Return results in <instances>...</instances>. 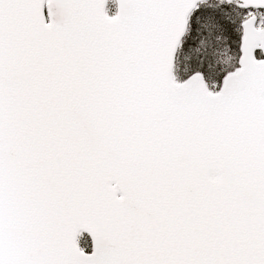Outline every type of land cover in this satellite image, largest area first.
Segmentation results:
<instances>
[{
  "label": "snow or ice",
  "instance_id": "6c2138e0",
  "mask_svg": "<svg viewBox=\"0 0 264 264\" xmlns=\"http://www.w3.org/2000/svg\"><path fill=\"white\" fill-rule=\"evenodd\" d=\"M0 264H264V0H0Z\"/></svg>",
  "mask_w": 264,
  "mask_h": 264
}]
</instances>
